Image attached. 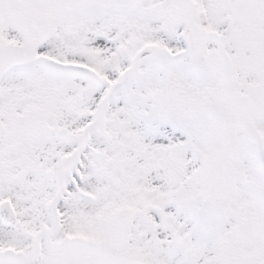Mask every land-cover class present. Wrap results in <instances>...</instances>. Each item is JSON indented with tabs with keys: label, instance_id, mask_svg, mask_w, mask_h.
I'll return each instance as SVG.
<instances>
[{
	"label": "snow or ice",
	"instance_id": "6c2138e0",
	"mask_svg": "<svg viewBox=\"0 0 264 264\" xmlns=\"http://www.w3.org/2000/svg\"><path fill=\"white\" fill-rule=\"evenodd\" d=\"M0 264H264V0H0Z\"/></svg>",
	"mask_w": 264,
	"mask_h": 264
}]
</instances>
